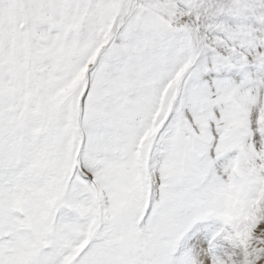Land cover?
Here are the masks:
<instances>
[{"label":"snow or ice","instance_id":"6c2138e0","mask_svg":"<svg viewBox=\"0 0 264 264\" xmlns=\"http://www.w3.org/2000/svg\"><path fill=\"white\" fill-rule=\"evenodd\" d=\"M0 264H264V0H0Z\"/></svg>","mask_w":264,"mask_h":264}]
</instances>
